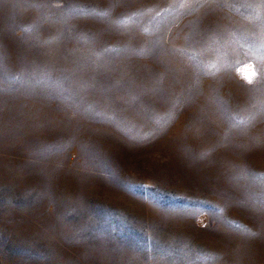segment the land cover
Segmentation results:
<instances>
[{"label":"rangeland","instance_id":"1","mask_svg":"<svg viewBox=\"0 0 264 264\" xmlns=\"http://www.w3.org/2000/svg\"><path fill=\"white\" fill-rule=\"evenodd\" d=\"M0 264H264V0H0Z\"/></svg>","mask_w":264,"mask_h":264}]
</instances>
